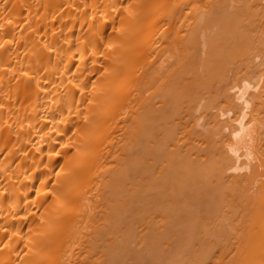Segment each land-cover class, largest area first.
Listing matches in <instances>:
<instances>
[{"label":"bare ground","instance_id":"bare-ground-1","mask_svg":"<svg viewBox=\"0 0 264 264\" xmlns=\"http://www.w3.org/2000/svg\"><path fill=\"white\" fill-rule=\"evenodd\" d=\"M0 264H264V0H0Z\"/></svg>","mask_w":264,"mask_h":264}]
</instances>
